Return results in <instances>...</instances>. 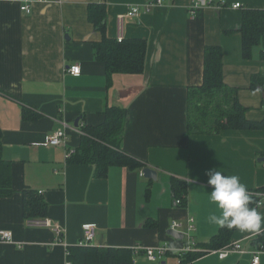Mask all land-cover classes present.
<instances>
[{
    "label": "crops",
    "instance_id": "0c3cea01",
    "mask_svg": "<svg viewBox=\"0 0 264 264\" xmlns=\"http://www.w3.org/2000/svg\"><path fill=\"white\" fill-rule=\"evenodd\" d=\"M196 1L163 0L131 19L125 17L129 8L144 10L146 0H46L33 3L30 14L20 10L23 0H0V127L15 192L0 198V230L11 231L15 241H0V264H67L68 247L79 245L88 224L97 226L93 247L168 245L160 261L141 256L134 264H180L178 252L187 239L169 234L173 222L182 224V234L193 218V237L201 247L221 228L209 221L220 214L208 198L209 171L238 176L248 192L264 187V131L200 135L188 125L189 92L203 85L208 46L222 48L224 81L239 90L248 119L264 120V93L251 88L253 77L264 73V44L245 58L242 32L244 10L264 11V0H225L228 7H203L191 19ZM93 3L107 6L109 39L146 40L143 74L108 78L94 56L102 37L88 20ZM235 3L243 8L234 10ZM76 65L79 76L68 72ZM110 108L126 112L121 149L143 168L112 167L106 178H96L94 166L70 163L67 153L81 145L75 121L102 125ZM59 129H65L67 144L43 146ZM147 167L157 170V180L144 177ZM175 179L187 185L186 206L176 203ZM25 187L47 203L45 219L24 217ZM262 196L256 209L264 214ZM46 220L63 228L60 238ZM263 231L234 232L231 244L240 243L245 254L221 260L213 250L194 264H251Z\"/></svg>",
    "mask_w": 264,
    "mask_h": 264
},
{
    "label": "trees",
    "instance_id": "16d2710c",
    "mask_svg": "<svg viewBox=\"0 0 264 264\" xmlns=\"http://www.w3.org/2000/svg\"><path fill=\"white\" fill-rule=\"evenodd\" d=\"M173 1V0H172ZM226 5V4H225ZM88 20L101 34V41L94 44V56L105 64L108 78L114 74H143L146 65L147 42L142 39H109L107 30V6L93 3L88 6ZM243 52L245 58L251 57L255 45L264 44V11L244 10ZM251 88L264 93V73L252 79ZM239 90L229 87L224 81L223 51L219 46H208L204 51L203 85L189 92V131L193 134L213 135L223 130L264 131V120L248 119V108L238 98ZM105 121L99 126H90L85 118L81 125V145L74 151L68 162L91 165L96 178H106L112 167H128L132 170L143 168V164L121 149L125 129L126 112L117 108L105 111ZM12 162L3 157L2 130L0 127V198L11 197L13 189ZM172 190L181 206L187 204V185L173 180ZM250 207L257 208L263 199L264 187L248 192ZM24 217L26 219H45L48 205L37 191L27 187L23 192ZM238 229L221 227L212 237L209 245L197 247L201 252L189 253L182 257L180 264H194L199 258L213 250L231 245V237ZM257 246L264 243V234L258 236ZM204 249V251H203ZM206 250V251H205ZM179 256V254H178ZM67 260L71 264H134L133 252L126 248H96L93 246H69Z\"/></svg>",
    "mask_w": 264,
    "mask_h": 264
},
{
    "label": "built area",
    "instance_id": "2783aa9c",
    "mask_svg": "<svg viewBox=\"0 0 264 264\" xmlns=\"http://www.w3.org/2000/svg\"><path fill=\"white\" fill-rule=\"evenodd\" d=\"M46 0H23V5L21 6L20 10L26 14H30L32 12V6L35 2H43ZM226 4V5H225ZM163 0H146V4L143 6V9L140 6H134L129 8L126 18H137L139 17L143 12L149 13L152 10H154L156 7L162 6ZM203 7H211V8H225L228 7V4L225 0H198L194 2L191 7L189 8V14L191 19H195L197 15V11L200 8ZM234 10H241L243 6L240 3H235L231 6ZM69 74L73 76H79L81 74V67L80 66H72L68 69ZM67 135L65 129H59L55 131L54 133L47 136L45 142L42 144L46 147H58L61 145L67 144ZM74 152L68 151L67 153V159L71 157V155ZM177 205H181V201L177 200ZM261 205V202L258 204V206ZM194 219L189 218L187 221V228L185 232H182L183 237L187 239V243L184 245L182 249L179 250V258L180 262L184 255L189 253H197L201 252V249L197 247V242L195 238L193 237V232L195 230L194 225ZM45 226L51 227L56 234L58 238L62 236L64 233V230L62 227L58 225H52L49 221H45ZM182 228V224L179 222H173L171 225V231L180 232V229ZM96 230L97 226L94 224H88L83 226V238L81 242L79 243V246H92L93 241L96 236ZM263 235V232H260L259 235ZM0 241L3 243L8 244H15L14 236L11 231L7 230H0ZM133 252V260L137 259L138 257L144 256L147 260L150 262H157L160 261L163 257H165L169 252L170 248L168 245H163L157 248H147L141 245L135 246L132 249ZM219 255V258L221 260H224L231 254H245L247 253L242 245L240 243H233L231 245H228L227 247L216 251ZM252 254V261L251 264H262L261 263V257L264 255V244H261L260 246L256 247L254 251L251 252ZM67 264H71L68 262Z\"/></svg>",
    "mask_w": 264,
    "mask_h": 264
},
{
    "label": "clouds",
    "instance_id": "9594fccd",
    "mask_svg": "<svg viewBox=\"0 0 264 264\" xmlns=\"http://www.w3.org/2000/svg\"><path fill=\"white\" fill-rule=\"evenodd\" d=\"M208 176V184L212 188L208 198L220 213L209 217L211 223L242 232H259L264 229V214L249 206L248 189L238 176L225 175L218 170L209 171Z\"/></svg>",
    "mask_w": 264,
    "mask_h": 264
},
{
    "label": "water",
    "instance_id": "95a60500",
    "mask_svg": "<svg viewBox=\"0 0 264 264\" xmlns=\"http://www.w3.org/2000/svg\"><path fill=\"white\" fill-rule=\"evenodd\" d=\"M79 121H80V119L75 121V127L76 128H78V126H79ZM143 174H144L145 178L157 180L158 172H157V170H155V169H153L151 167L145 168L143 170ZM169 234H171L174 237L183 238V234L175 232V231H170Z\"/></svg>",
    "mask_w": 264,
    "mask_h": 264
}]
</instances>
